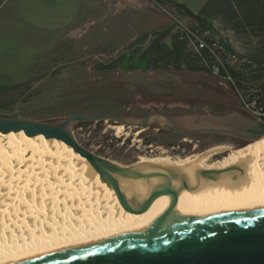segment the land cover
<instances>
[{
  "label": "bare ground",
  "instance_id": "obj_1",
  "mask_svg": "<svg viewBox=\"0 0 264 264\" xmlns=\"http://www.w3.org/2000/svg\"><path fill=\"white\" fill-rule=\"evenodd\" d=\"M116 129L125 131L122 124ZM226 150L221 161L205 166L209 157ZM138 161L146 162L145 171L172 175L180 193L156 195L139 212L126 210L90 162L64 141L24 131L0 132V259L10 254L52 256L96 244L128 226L157 222L166 209L184 219L264 207V137L238 148L224 145L185 158ZM231 165L241 171H224L215 180L199 174L203 168ZM159 182L166 180L122 178L120 185L128 197L143 199Z\"/></svg>",
  "mask_w": 264,
  "mask_h": 264
},
{
  "label": "water",
  "instance_id": "obj_2",
  "mask_svg": "<svg viewBox=\"0 0 264 264\" xmlns=\"http://www.w3.org/2000/svg\"><path fill=\"white\" fill-rule=\"evenodd\" d=\"M131 65L146 72L149 60L127 51L120 69L127 73ZM84 121H107L143 129L158 124L160 129L172 133L215 134L247 143L264 137V120L245 116L237 109L218 114L205 108V111L178 115L153 110L142 118L110 112L75 113L57 121L0 116V132L24 131L28 136L42 134L72 146L90 162L101 180L113 188L123 208L134 212L141 211L156 195H178L180 187L170 174L145 171L146 162L123 165L84 146L74 132L75 125ZM229 170L241 171L237 165H231L223 169L203 168L199 174L215 180ZM153 176H160L166 182L154 184L143 199L137 195L128 197L120 185L122 178L150 182ZM182 183L188 187L186 181L182 180ZM0 264H264V207L184 219L176 218L166 209L157 222L128 226L104 235L96 244H80L38 258L10 254L1 258Z\"/></svg>",
  "mask_w": 264,
  "mask_h": 264
},
{
  "label": "rangeland",
  "instance_id": "obj_3",
  "mask_svg": "<svg viewBox=\"0 0 264 264\" xmlns=\"http://www.w3.org/2000/svg\"><path fill=\"white\" fill-rule=\"evenodd\" d=\"M91 0H0V84H30L18 89L9 90L0 94V116L30 118L42 121H57L70 114L85 113H119L142 118L150 111L159 110L174 115L182 112L202 111L201 108H169L145 106L135 110L126 109L120 104L113 103L110 92L100 88L97 80L100 73L96 71L83 72L81 62L60 54L62 40L79 25L81 20V6ZM192 10H199L206 0H179ZM217 27L219 24H216ZM220 27V26H219ZM222 36L238 53L244 52L250 42L246 38L237 37L232 31H221ZM253 43V42H252ZM227 58L228 64L240 65L237 54ZM102 86L117 79L125 83L122 73L106 72L101 75ZM212 76L199 85L210 84L226 90L233 97V106L227 108L240 110L245 116H250L241 106L240 93H248L247 89L237 87V83L221 84ZM116 82V81H114ZM249 84V83H248ZM260 87V83L253 84ZM246 92H245V91ZM140 100V99H139ZM202 105L201 107H203ZM205 107V106H204ZM251 117V116H250ZM102 134L108 140L105 142L112 152L110 159L123 165L132 164L138 160L169 156L170 159L195 156L217 146L238 148L232 143L218 142L219 135L191 134L179 136L176 145L148 143L146 140L151 134H146L148 128L157 132L159 125L154 124L146 128L125 127L118 132L114 122L102 121ZM74 127L78 140L84 141L97 130L99 125ZM151 129V130H152ZM101 145L95 146V148ZM229 150L222 151L209 157L205 166H209L228 154ZM221 155V156H220ZM202 178V177H201Z\"/></svg>",
  "mask_w": 264,
  "mask_h": 264
},
{
  "label": "crops",
  "instance_id": "obj_4",
  "mask_svg": "<svg viewBox=\"0 0 264 264\" xmlns=\"http://www.w3.org/2000/svg\"><path fill=\"white\" fill-rule=\"evenodd\" d=\"M161 6L155 0L84 2L80 23L63 38L60 54H71V59H78L83 72L100 73L97 80L100 88L110 92L113 103L126 109H131L134 104L135 110L138 106L190 108L192 99L199 92L200 85L196 82H205L211 75L203 70L188 69L183 61L174 58L167 62L153 59L156 46L166 47L167 52H185L175 36V27ZM188 8L197 14L202 7L199 10ZM180 15L191 25H197L195 19ZM127 51L147 58L148 70L145 72L131 65L129 72L122 71L120 63ZM106 72L122 73L126 82L119 83L117 79L114 82L110 76L109 83L102 86L100 78ZM211 79L215 81L213 77Z\"/></svg>",
  "mask_w": 264,
  "mask_h": 264
},
{
  "label": "trees",
  "instance_id": "obj_5",
  "mask_svg": "<svg viewBox=\"0 0 264 264\" xmlns=\"http://www.w3.org/2000/svg\"><path fill=\"white\" fill-rule=\"evenodd\" d=\"M155 1L176 9L179 14L195 19L197 21L196 28L201 32L207 31L210 33L209 38H207L208 42H212V38L217 36L218 44L225 47L227 53H233L239 56L241 61L240 65H227L229 72L237 83V87L239 86L241 89H247L253 84L260 83V88L264 90V0H206L197 14L193 13L184 3L177 2L176 0ZM217 23L220 27H217ZM223 30L232 31L237 37L254 41H252L253 43L250 42L244 52L238 53L222 36L221 31ZM175 36L185 52H167L166 47L156 46L154 48L157 49V52L154 53L153 59L167 62L171 58H174L175 60L183 61L188 69L203 70L208 73L209 69L204 64V61L210 59L209 51L203 49L200 53L190 52L186 47V41L181 39L178 33H176ZM145 57L148 56L145 55ZM29 84V80L22 84H0V94ZM93 124L99 125L98 129L93 130V134H90L84 141L80 140V142L98 154L110 157L112 152H109V146L105 144L108 138L105 134H102V129L100 127L102 121L79 122L76 127ZM151 129L152 128H148V130H146L149 132H146L145 135L151 134L146 142L164 144L167 147L176 145L179 136L182 135L180 133L164 131L160 128H158L157 132L154 134L153 129ZM186 135L191 134H183L182 136ZM99 144L101 146L95 148V146Z\"/></svg>",
  "mask_w": 264,
  "mask_h": 264
},
{
  "label": "built area",
  "instance_id": "obj_6",
  "mask_svg": "<svg viewBox=\"0 0 264 264\" xmlns=\"http://www.w3.org/2000/svg\"><path fill=\"white\" fill-rule=\"evenodd\" d=\"M161 5L163 11L169 16L171 24L175 27L176 33L179 34L181 39L186 41L188 51L193 53H200L203 49L209 51L210 59L204 61V64L209 69V74L221 84L227 82L235 84V79L227 66V58L234 55L227 53L225 47L218 44V37L215 36L212 38V42H208L209 32H201L198 28L188 23L180 14L173 11L171 7ZM247 92L239 94L242 108L251 117L264 120V90L260 87L250 86V88H247Z\"/></svg>",
  "mask_w": 264,
  "mask_h": 264
},
{
  "label": "flooded vegetation",
  "instance_id": "obj_7",
  "mask_svg": "<svg viewBox=\"0 0 264 264\" xmlns=\"http://www.w3.org/2000/svg\"><path fill=\"white\" fill-rule=\"evenodd\" d=\"M199 92L198 96L193 98L191 101V106L196 108H201L202 111H205V108H208L213 113H226L229 112L226 109L230 106H233V97L226 90H222L218 86L210 84H202L198 87ZM204 105L203 107H201ZM233 109H231L232 111ZM212 135V134H206ZM218 142H228L232 143L234 146L240 147L247 144V141L240 140L237 138L226 137L219 135ZM221 156V155H220Z\"/></svg>",
  "mask_w": 264,
  "mask_h": 264
}]
</instances>
